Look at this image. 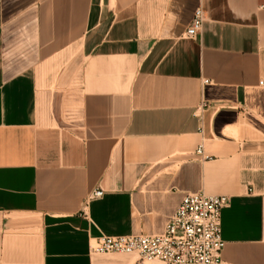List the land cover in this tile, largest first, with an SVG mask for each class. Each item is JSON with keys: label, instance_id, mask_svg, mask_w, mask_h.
<instances>
[{"label": "crops", "instance_id": "0c3cea01", "mask_svg": "<svg viewBox=\"0 0 264 264\" xmlns=\"http://www.w3.org/2000/svg\"><path fill=\"white\" fill-rule=\"evenodd\" d=\"M197 192L264 264V0H0V264H145L92 238Z\"/></svg>", "mask_w": 264, "mask_h": 264}, {"label": "built area", "instance_id": "2783aa9c", "mask_svg": "<svg viewBox=\"0 0 264 264\" xmlns=\"http://www.w3.org/2000/svg\"><path fill=\"white\" fill-rule=\"evenodd\" d=\"M205 11L194 10L185 29L186 38L200 36ZM202 153V148L197 149ZM103 191H91L87 199L101 197ZM227 195L203 192L186 194L171 214L164 229L154 234L104 235L92 238L90 251L96 254L136 255L141 260L157 259L166 264H223L221 252V210L228 205Z\"/></svg>", "mask_w": 264, "mask_h": 264}, {"label": "rangeland", "instance_id": "374dc122", "mask_svg": "<svg viewBox=\"0 0 264 264\" xmlns=\"http://www.w3.org/2000/svg\"><path fill=\"white\" fill-rule=\"evenodd\" d=\"M117 254H121V253H117ZM121 255H128V254H121ZM129 256L133 257V259H136L137 262H139V263L140 262H143L145 264H164L162 261L157 260V259H153V260H141L136 255H129Z\"/></svg>", "mask_w": 264, "mask_h": 264}]
</instances>
